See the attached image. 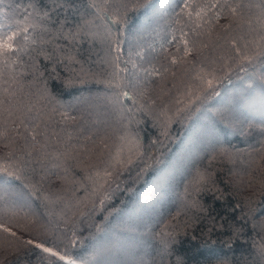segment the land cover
Returning a JSON list of instances; mask_svg holds the SVG:
<instances>
[{
  "label": "trees",
  "instance_id": "obj_1",
  "mask_svg": "<svg viewBox=\"0 0 264 264\" xmlns=\"http://www.w3.org/2000/svg\"><path fill=\"white\" fill-rule=\"evenodd\" d=\"M7 36L0 264H264V0H0Z\"/></svg>",
  "mask_w": 264,
  "mask_h": 264
},
{
  "label": "snow or ice",
  "instance_id": "obj_2",
  "mask_svg": "<svg viewBox=\"0 0 264 264\" xmlns=\"http://www.w3.org/2000/svg\"><path fill=\"white\" fill-rule=\"evenodd\" d=\"M216 6L217 5H215V4L212 5V7H216ZM24 31H27V29H25ZM12 39H13L12 36H7L3 40H0V54L7 55L9 52H11L13 50V45L11 43ZM5 231H7V229H5ZM28 243L31 244L32 241H28ZM35 247L42 248L44 252L50 253L51 255L56 256L60 260H65L66 259L65 256L60 255L59 253H56L52 249L44 247L41 244H37V245H35ZM71 264H74V262H71Z\"/></svg>",
  "mask_w": 264,
  "mask_h": 264
},
{
  "label": "rangeland",
  "instance_id": "obj_3",
  "mask_svg": "<svg viewBox=\"0 0 264 264\" xmlns=\"http://www.w3.org/2000/svg\"><path fill=\"white\" fill-rule=\"evenodd\" d=\"M201 134V133H200ZM177 178V177H176ZM124 244H126V243H124ZM104 247V246H103ZM111 263H113L112 261H111Z\"/></svg>",
  "mask_w": 264,
  "mask_h": 264
}]
</instances>
